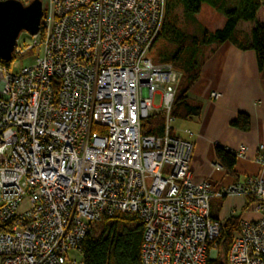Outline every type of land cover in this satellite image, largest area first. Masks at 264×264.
Returning <instances> with one entry per match:
<instances>
[{
	"label": "built area",
	"instance_id": "2783aa9c",
	"mask_svg": "<svg viewBox=\"0 0 264 264\" xmlns=\"http://www.w3.org/2000/svg\"><path fill=\"white\" fill-rule=\"evenodd\" d=\"M47 1L40 41L12 52L34 63H0L1 264H84V238L118 212L144 224L142 264H207L224 226L211 200L231 193L262 216L241 219L228 264H264V176L196 182L194 142L172 133L182 72L152 56L168 0ZM160 112L164 132L143 134Z\"/></svg>",
	"mask_w": 264,
	"mask_h": 264
},
{
	"label": "trees",
	"instance_id": "16d2710c",
	"mask_svg": "<svg viewBox=\"0 0 264 264\" xmlns=\"http://www.w3.org/2000/svg\"><path fill=\"white\" fill-rule=\"evenodd\" d=\"M180 2L185 18L193 28L182 29L178 26L172 15V4L168 0L166 19L152 56L157 62L172 63L177 70L182 72L171 116L174 119L192 121L200 118L203 104L189 98L188 92L200 78L206 60L221 44L229 41L243 50H253L256 54L259 72L264 76V20L260 21L257 18L259 11L264 8V0H241V6L234 8L227 5V0H180ZM203 3L211 5L225 16V22L221 28L211 31L200 23L197 15L201 12ZM242 21L254 24L249 32L239 28ZM15 59L14 56L9 61L0 58V63L10 65ZM165 121L164 112L144 118L142 133L161 135L165 129ZM230 126L248 131L251 128L250 114L239 112L230 122ZM172 133H175L174 130ZM215 155L217 162L227 174L239 181L241 175L235 168L236 152L216 145ZM253 203L254 197L247 195L242 211L251 208ZM220 206L221 201L217 209ZM212 217L219 219L216 214H212ZM240 223L241 214L237 213L225 220L217 255L209 257L207 264H228L229 251ZM96 224L101 225L99 233L94 225L81 245L84 264H142L145 227L136 214L118 212L113 216L103 218Z\"/></svg>",
	"mask_w": 264,
	"mask_h": 264
},
{
	"label": "crops",
	"instance_id": "0c3cea01",
	"mask_svg": "<svg viewBox=\"0 0 264 264\" xmlns=\"http://www.w3.org/2000/svg\"><path fill=\"white\" fill-rule=\"evenodd\" d=\"M263 11L264 8L257 15L260 21L264 20ZM248 24L246 32L254 25L251 22ZM213 92L219 93V97H212ZM188 96L203 104L201 116L192 121H184V128L191 134L186 131L181 136L174 132L194 142L191 161L194 180H212L224 187L240 183L250 175L264 176V168L257 161L261 153L258 148L264 144V76L259 72L255 52L243 50L229 41L221 44L204 63L200 78L189 90ZM239 112L251 116V128L248 131L230 126ZM216 145L234 152L241 148L246 150V157L237 156L235 168L241 175L239 181L227 174L217 162ZM220 201L221 206L217 209ZM245 203L246 197L240 193L213 198L211 213L223 222L235 213L241 214L244 220L260 219L262 214L252 208L242 211Z\"/></svg>",
	"mask_w": 264,
	"mask_h": 264
},
{
	"label": "water",
	"instance_id": "95a60500",
	"mask_svg": "<svg viewBox=\"0 0 264 264\" xmlns=\"http://www.w3.org/2000/svg\"><path fill=\"white\" fill-rule=\"evenodd\" d=\"M44 6L42 0L25 5L20 0L0 1V58L11 60L12 52L22 32L31 36L40 33Z\"/></svg>",
	"mask_w": 264,
	"mask_h": 264
},
{
	"label": "rangeland",
	"instance_id": "374dc122",
	"mask_svg": "<svg viewBox=\"0 0 264 264\" xmlns=\"http://www.w3.org/2000/svg\"><path fill=\"white\" fill-rule=\"evenodd\" d=\"M170 4H172V15L177 21V24L179 27L182 29L192 27L190 23L185 18L184 15V9L182 6V3L180 0H169ZM44 9H47L49 7L48 1L47 0H42ZM227 5L229 7H240L241 6V0H227ZM198 20L200 23L203 25V27L214 31L218 28H221L223 26V20H225V16L219 12L217 9L212 7L211 5L207 3H203L201 12L197 15ZM245 21H242L240 28H243L244 30L249 29V22L244 23ZM252 23V22H251ZM193 28V27H192ZM20 39L21 42H30L33 43L36 39L40 41V38H35L28 34L27 32H22L20 34ZM156 48L154 49L153 52H155ZM39 51V50H38ZM36 52V54L38 53ZM34 57H24V58H16L12 63H13V68L14 69H19L21 66H28L30 64L34 63ZM158 102V100H156ZM172 126L174 127L175 131L180 134L181 136H184L186 134V131H188L186 128H184L185 123L183 120L180 119H174L172 122ZM95 228H97V233H99L101 229L100 224H95ZM211 257H215V255H212Z\"/></svg>",
	"mask_w": 264,
	"mask_h": 264
}]
</instances>
